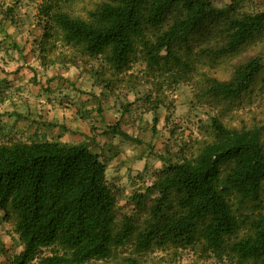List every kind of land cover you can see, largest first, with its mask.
<instances>
[{
	"label": "trees",
	"instance_id": "1",
	"mask_svg": "<svg viewBox=\"0 0 264 264\" xmlns=\"http://www.w3.org/2000/svg\"><path fill=\"white\" fill-rule=\"evenodd\" d=\"M66 1L40 5L42 33L35 45L42 68L57 61L47 57L59 43L67 51L60 50L58 62L76 66L78 60H100L115 75L141 58L147 72L160 76L159 89L196 80L202 103L216 107L240 99L264 70L254 55L228 80L202 71L240 54L264 33V11H242L240 2L216 9L212 0H95L81 17L68 12ZM86 80V88L98 86L95 74ZM28 114L19 118L29 120ZM209 131L210 139L198 142L195 155L160 159L164 166L145 190L155 195L150 213L140 220L126 215L121 223L118 198L107 180L109 160L88 143L35 134L31 141L0 144V211L5 220H14L23 245L8 264H93L130 243L138 255L122 264H142L141 255L155 250L196 247L264 264L262 131L231 128L215 117ZM105 134L141 143L118 123ZM134 200L141 206L144 197Z\"/></svg>",
	"mask_w": 264,
	"mask_h": 264
},
{
	"label": "rangeland",
	"instance_id": "2",
	"mask_svg": "<svg viewBox=\"0 0 264 264\" xmlns=\"http://www.w3.org/2000/svg\"><path fill=\"white\" fill-rule=\"evenodd\" d=\"M44 1L0 0V54L17 56V63H14L13 69L19 73L14 80L20 83L27 82V87L31 89L28 104L20 106L24 115L28 111V121L34 123L31 125L33 127L30 129L31 132L35 131L36 124L38 125L44 117L45 110L40 107L46 101L43 96L55 95L53 90L50 91L52 87L50 82L46 80L45 83L44 78L42 76L40 78L44 70H50L52 75L66 81L61 73H65L64 70L71 67L70 71L75 73V77L69 79L67 86L72 92L81 95L90 94L88 92L90 86L85 87L89 85L90 80H86V83L84 81L89 79L92 73L95 74L99 80L98 86L92 89L94 95L85 105V108L92 107L91 114H94L95 120L91 122V128L94 127V131H91L90 135L79 132L67 135L62 129L52 128L45 133L38 126L36 134L40 139L44 136L48 140L63 141L65 135L68 143H88L93 152L101 153L109 160L107 180L118 198L116 217L119 223L126 215H133L140 220L150 213L155 195H150L145 190L152 185L155 172L164 166L160 159L167 158L176 162L195 155L199 148L198 142L210 139L209 128L213 117L231 128L259 127L264 144V70L240 99L216 107L202 103L196 94V80L170 87L164 85L159 89L155 83L160 76L147 72L146 63L141 58L132 63L129 71L115 75L100 60L89 61L88 64L78 60L80 63L76 66L58 62L60 50L67 51L66 48L60 47L59 43L57 52L47 57L48 60L57 61L53 66L42 68L35 40L39 39L42 33L40 5ZM94 1L67 0L66 5H69L67 10L76 16L85 17L86 11L93 9ZM212 1L216 9H224L234 2H240L239 9L242 11H264V0ZM254 55L261 57L264 66V33L252 40L240 54L223 60L216 67H204L202 71L219 80H228L237 65L247 62ZM22 85L19 87H24ZM19 87L16 92L24 94L26 88L22 90ZM11 91L9 88L5 89L2 91L4 93L2 97H7ZM114 102L119 107H114ZM20 119L24 120L19 117L11 120L18 122ZM115 123L132 137L138 138L141 143L105 134L109 126ZM31 135L20 132L0 135V144L31 141ZM132 152L137 157L135 163L131 166L118 163L119 160L124 161L126 158L123 157ZM138 195L144 197L141 206L134 200ZM262 199L264 204V184ZM14 226V220H5L4 213L0 211V264H8L23 250ZM49 253L50 249L45 250V254ZM132 255H138L134 243L117 249L109 260L92 263L122 264L126 257ZM141 256L142 264H253L226 255L219 256L201 247L178 251L155 250ZM31 264L39 263L35 261Z\"/></svg>",
	"mask_w": 264,
	"mask_h": 264
},
{
	"label": "crops",
	"instance_id": "3",
	"mask_svg": "<svg viewBox=\"0 0 264 264\" xmlns=\"http://www.w3.org/2000/svg\"><path fill=\"white\" fill-rule=\"evenodd\" d=\"M11 52L12 51L10 50V53ZM1 57L2 55L0 54V91L4 92V90L8 88L12 91L9 93L10 95L5 97L4 102L0 103V135H8L11 132H13V134H17V132H20V134L24 133L35 135L38 126L43 129V132L45 133L48 129L52 128L59 130L63 126L67 129V132H65L67 135L73 132H79L88 135L91 134V122L95 120V118L94 114H91L92 107L85 108V105L86 102H88L89 98H91L92 94L81 95L76 93L75 91L72 92V90L69 89L67 85L69 84V79L75 77V73L66 69L64 70L65 73H61L66 81L60 77H57V75H52L50 70L44 71L40 75V78L41 76L42 78H44L45 83L46 80L50 82L52 86L50 91L53 90L55 92V95L51 97L43 96V98H46V101L42 103L40 107L45 110V113L40 123L38 125L36 124L35 131H30L32 127L31 125L34 124L32 123V121L25 120L24 118V120L21 121L20 119L18 122H16L15 120H11L13 118L19 117V115L21 114H25L21 111L20 106L23 104H28V100L31 99L29 94L31 89L27 87V82L20 83L19 81L14 80V78H16L17 74L19 73L18 71H15L13 69L14 63H17V56L14 55L10 59H4L5 61ZM20 85L24 87H19ZM18 87L22 88V90H24L23 88H26L25 93L23 94L16 92L17 90H19ZM95 88L96 86L90 84L89 92H91V90ZM17 104L19 107L16 106ZM88 109L90 110L87 111ZM20 128L22 129L21 131ZM60 135L61 134L59 133V136ZM63 138V141H59L67 143V141L65 140V135L63 136ZM133 148L134 147H132V149ZM123 158L126 159L124 161H118V159L116 158L115 160L118 161L119 164H125L128 166H131L137 160L136 154L133 152L132 154L125 155Z\"/></svg>",
	"mask_w": 264,
	"mask_h": 264
}]
</instances>
